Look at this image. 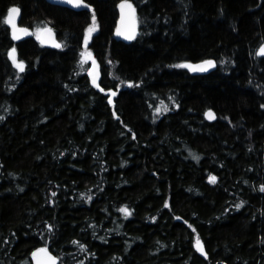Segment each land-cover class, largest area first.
Wrapping results in <instances>:
<instances>
[{"label":"trees","instance_id":"trees-1","mask_svg":"<svg viewBox=\"0 0 264 264\" xmlns=\"http://www.w3.org/2000/svg\"><path fill=\"white\" fill-rule=\"evenodd\" d=\"M83 2L0 0V264H264V0Z\"/></svg>","mask_w":264,"mask_h":264},{"label":"water","instance_id":"water-1","mask_svg":"<svg viewBox=\"0 0 264 264\" xmlns=\"http://www.w3.org/2000/svg\"><path fill=\"white\" fill-rule=\"evenodd\" d=\"M47 3L53 6L67 8L76 11H91L90 6H86L83 0H45ZM121 28L120 33L117 34L119 38L121 35L126 41H130L134 38L138 30V22L135 16L134 7L131 4H123L121 7ZM21 11L19 8L14 7L10 9L6 22L8 28L11 30L12 39L15 42H21L25 39L31 38L33 33L30 29L20 26ZM39 42L41 45L47 48L57 49L60 47V43L57 40L55 32L51 28H44L40 34ZM259 57H264V45L258 52ZM17 57L16 50H12L10 53L11 61L15 62ZM20 70L23 69L22 65H18ZM187 70L194 75L209 74L216 68L214 61H205L197 64L189 63L186 65ZM207 119L211 122L215 121V115L213 112H208ZM34 264H60V259L55 257L48 249L44 248L37 251L33 256Z\"/></svg>","mask_w":264,"mask_h":264},{"label":"rangeland","instance_id":"rangeland-1","mask_svg":"<svg viewBox=\"0 0 264 264\" xmlns=\"http://www.w3.org/2000/svg\"><path fill=\"white\" fill-rule=\"evenodd\" d=\"M43 29L33 30V36L39 40L40 34ZM99 27L96 22H93L90 27L85 32L84 46L85 49L82 53V64L88 65L87 74L93 85H97L98 80L100 79V70L97 61L95 60L93 54L88 49L89 44L91 43L92 38L98 33Z\"/></svg>","mask_w":264,"mask_h":264}]
</instances>
